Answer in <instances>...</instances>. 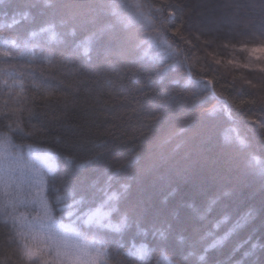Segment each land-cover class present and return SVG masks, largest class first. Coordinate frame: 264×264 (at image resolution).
I'll use <instances>...</instances> for the list:
<instances>
[{
  "label": "trees",
  "instance_id": "16d2710c",
  "mask_svg": "<svg viewBox=\"0 0 264 264\" xmlns=\"http://www.w3.org/2000/svg\"><path fill=\"white\" fill-rule=\"evenodd\" d=\"M0 149V264H264V0H0Z\"/></svg>",
  "mask_w": 264,
  "mask_h": 264
},
{
  "label": "rangeland",
  "instance_id": "374dc122",
  "mask_svg": "<svg viewBox=\"0 0 264 264\" xmlns=\"http://www.w3.org/2000/svg\"><path fill=\"white\" fill-rule=\"evenodd\" d=\"M0 184L5 185L7 192L15 197L20 215L32 234L51 243L62 254L72 249L75 244L73 237L65 232V228L48 219L41 178L34 169L25 167L1 149ZM73 250L69 257L77 263H88L93 258L92 252L85 246L78 245Z\"/></svg>",
  "mask_w": 264,
  "mask_h": 264
}]
</instances>
